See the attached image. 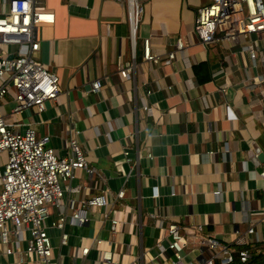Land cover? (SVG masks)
<instances>
[{
    "label": "crops",
    "instance_id": "crops-1",
    "mask_svg": "<svg viewBox=\"0 0 264 264\" xmlns=\"http://www.w3.org/2000/svg\"><path fill=\"white\" fill-rule=\"evenodd\" d=\"M200 2L140 0L131 32L125 4L116 0H38L53 21L35 26L38 47L31 55L55 73L59 91L40 112L33 107L13 112L6 94L0 115L9 126L17 125L15 130L30 125L37 135H48L55 154H63L65 140L74 134L94 170L73 171L69 186L76 191H66L45 221L58 264H95L94 237L101 240L100 249L112 252L114 264H171L165 249L168 222L176 223L185 238L182 264H196L215 252L201 243L203 238L231 253L254 249L264 259L259 210L264 191L257 175L264 169V38L243 39L255 41L262 59L253 65L238 43L203 46L192 32ZM5 7L0 0V10ZM177 37L182 52L164 63ZM143 38L159 57L156 63L142 59ZM17 48L2 47L8 57ZM126 62L133 66L121 79L118 67ZM200 62L207 64L202 75L209 78L198 83L193 67ZM255 76L263 80L249 88ZM95 78L100 89L87 92L86 84ZM225 106L233 118H227ZM119 189L123 196L116 198ZM101 190L107 206L85 208L86 222L64 226L67 243L59 244L60 231L50 222L68 213L70 203L79 207L78 200ZM112 215L117 219L113 230ZM83 246L89 247L85 255L79 252ZM0 264L33 261L4 255L0 246Z\"/></svg>",
    "mask_w": 264,
    "mask_h": 264
},
{
    "label": "built area",
    "instance_id": "built-area-1",
    "mask_svg": "<svg viewBox=\"0 0 264 264\" xmlns=\"http://www.w3.org/2000/svg\"><path fill=\"white\" fill-rule=\"evenodd\" d=\"M125 4L127 19L133 32L138 15L141 11L140 0H116ZM6 6L0 10V101L9 94L13 101V112L33 107L36 112L45 108V102L55 98L59 91L57 76L45 65L35 60L31 52L38 47L35 37V26L39 23H52L53 13L40 6L38 0H2ZM192 32L198 41L206 46L211 43H238L240 53L245 52L251 64L258 58L255 41L243 42L246 36L256 34L264 38V3L262 0H210L207 4L195 10ZM4 44L18 45L15 54L7 56L2 47ZM24 44L26 50H20ZM181 37L175 40V50L166 53L164 63L169 62L174 52H182ZM141 56L143 60L156 63L159 57L150 50L149 38L141 42ZM258 56V57H257ZM133 63L126 62L118 67L121 79L128 78ZM262 76L251 78L248 87L262 81ZM101 87L98 78L86 84L87 92H96ZM147 95V91H145ZM146 114L151 108L144 106ZM227 118H233L228 106H225ZM17 125H8L0 115V154H5V160L0 161V246L2 254H16L18 259L30 258L33 264H58L53 259L52 244L47 233L46 219L50 209L58 208L62 203L64 193L76 191L69 186L73 171L82 169L91 174L94 170L87 166L83 151L74 134L65 140L63 154H55L48 145V135H37L33 126H26L24 130L13 129ZM126 155V151L123 152ZM262 181L264 191V169L257 172ZM217 192V191H215ZM101 190L99 194L78 200L79 207L70 203L68 213H59L49 226L58 229L59 244L66 245L68 233L66 225L84 224L87 220L85 208L107 206ZM152 195H156L155 188ZM116 198L123 196V190L115 192ZM259 210L264 220V196L260 200ZM110 210L107 211L109 213ZM105 213V215H107ZM110 229L113 230L117 219L108 217ZM247 233L251 228H247ZM26 233V237L24 234ZM165 249L171 253V264H182V252L185 238L174 222L166 225ZM23 240V246L19 244ZM97 260L95 264H114L112 252L100 249L101 240L94 237ZM210 250H215L211 256L196 264H227L232 259L228 248L214 239L203 238L202 242ZM163 249V247H161ZM88 246L79 247L81 255H85ZM217 251V252H216ZM241 262L249 257V250H238ZM143 264H154L146 261ZM193 264V263H189Z\"/></svg>",
    "mask_w": 264,
    "mask_h": 264
},
{
    "label": "trees",
    "instance_id": "trees-1",
    "mask_svg": "<svg viewBox=\"0 0 264 264\" xmlns=\"http://www.w3.org/2000/svg\"><path fill=\"white\" fill-rule=\"evenodd\" d=\"M205 69L207 70V64L205 62H200L193 67V73L198 83L206 81L209 78V74L202 75V72ZM237 253L238 251H236L235 253L232 252V259L227 264H264L263 257L254 249L249 248V257L243 262L239 260ZM214 264L219 263L215 260Z\"/></svg>",
    "mask_w": 264,
    "mask_h": 264
},
{
    "label": "rangeland",
    "instance_id": "rangeland-1",
    "mask_svg": "<svg viewBox=\"0 0 264 264\" xmlns=\"http://www.w3.org/2000/svg\"><path fill=\"white\" fill-rule=\"evenodd\" d=\"M201 2H200V5H198L197 7H196V9L199 7V6H202V5H204V4H207L208 2H210V0H200ZM263 1V3H264V0H262ZM195 9V10H196ZM5 160V154L4 153H2V154H0V161L1 162H3Z\"/></svg>",
    "mask_w": 264,
    "mask_h": 264
}]
</instances>
